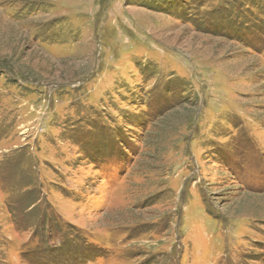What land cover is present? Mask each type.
I'll return each instance as SVG.
<instances>
[{
    "label": "rangeland",
    "instance_id": "1",
    "mask_svg": "<svg viewBox=\"0 0 264 264\" xmlns=\"http://www.w3.org/2000/svg\"><path fill=\"white\" fill-rule=\"evenodd\" d=\"M0 264H264V0H0Z\"/></svg>",
    "mask_w": 264,
    "mask_h": 264
}]
</instances>
